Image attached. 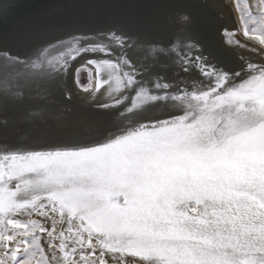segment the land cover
Wrapping results in <instances>:
<instances>
[{"label":"snow or ice","instance_id":"6c2138e0","mask_svg":"<svg viewBox=\"0 0 264 264\" xmlns=\"http://www.w3.org/2000/svg\"><path fill=\"white\" fill-rule=\"evenodd\" d=\"M255 11L245 10L243 35L264 46V0ZM135 40L112 30L24 58L0 52V102L66 78L83 54H104L74 69L75 86L93 100L103 89L97 107L120 109L121 121L91 143L0 151V264H264V65L247 63L237 83L240 71L190 51L182 71L202 81L149 84L127 55ZM157 106L166 110L157 118L135 119Z\"/></svg>","mask_w":264,"mask_h":264},{"label":"bare ground","instance_id":"6f19581e","mask_svg":"<svg viewBox=\"0 0 264 264\" xmlns=\"http://www.w3.org/2000/svg\"><path fill=\"white\" fill-rule=\"evenodd\" d=\"M247 1L254 9L259 5V0ZM180 13L191 18L188 24L179 22ZM225 29L234 35L227 37ZM112 30L136 38L127 55L144 72L143 79L149 84L156 77L173 84L183 80L189 88L193 82L202 81L195 68L188 73L182 71V60L190 51L207 57L208 64L232 73L240 71L237 83L250 75L243 71L247 63L264 65V46L243 35L236 0H0V52L21 58L73 35L88 36L94 42L98 34ZM177 40L179 45L172 48ZM187 41L199 45L201 51L187 49ZM150 45L159 47L153 51ZM120 51L119 46H113L114 55ZM51 54H57L56 50ZM89 58L109 57L102 53L83 54L72 62L66 78L33 83L23 100L0 102V151L91 143L118 130L120 109L97 107L107 102L104 90L93 100L91 92L75 86L74 69ZM45 90L46 98H41ZM32 109H44L43 118L29 117ZM162 111L166 110L150 108L135 119H155ZM42 236L47 250L46 233Z\"/></svg>","mask_w":264,"mask_h":264},{"label":"rangeland","instance_id":"374dc122","mask_svg":"<svg viewBox=\"0 0 264 264\" xmlns=\"http://www.w3.org/2000/svg\"><path fill=\"white\" fill-rule=\"evenodd\" d=\"M236 3H237V6H238V10H239V14H240V17H241V20H242V24H243V16H244V12L245 10H250V11H253V14L256 15V11L254 8L251 7L249 1L247 0H236ZM81 82L82 83H87V73H82L81 75ZM28 219V218H25V220ZM31 219H38V220H41L43 221V218H40V217H31ZM46 227H48L46 224H45ZM38 235L41 236V245L44 246V243H43V236H42V233H38ZM45 247V246H44ZM45 251L47 252L46 248H45ZM35 264V262H34Z\"/></svg>","mask_w":264,"mask_h":264},{"label":"clouds","instance_id":"9594fccd","mask_svg":"<svg viewBox=\"0 0 264 264\" xmlns=\"http://www.w3.org/2000/svg\"><path fill=\"white\" fill-rule=\"evenodd\" d=\"M190 17L188 16V14L187 13H180L179 15H178V20H179V22L181 23V24H188L189 22H190Z\"/></svg>","mask_w":264,"mask_h":264}]
</instances>
